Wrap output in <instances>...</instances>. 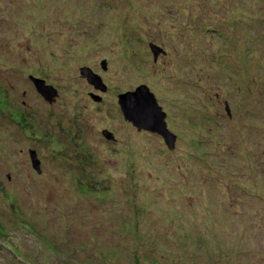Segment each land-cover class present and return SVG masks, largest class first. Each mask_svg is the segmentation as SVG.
I'll return each instance as SVG.
<instances>
[{
	"label": "rangeland",
	"instance_id": "obj_1",
	"mask_svg": "<svg viewBox=\"0 0 264 264\" xmlns=\"http://www.w3.org/2000/svg\"><path fill=\"white\" fill-rule=\"evenodd\" d=\"M0 264H264V0H0Z\"/></svg>",
	"mask_w": 264,
	"mask_h": 264
},
{
	"label": "water",
	"instance_id": "obj_2",
	"mask_svg": "<svg viewBox=\"0 0 264 264\" xmlns=\"http://www.w3.org/2000/svg\"><path fill=\"white\" fill-rule=\"evenodd\" d=\"M151 53H153L154 59L159 53L158 48L150 46ZM80 75L89 85H92L94 89L105 91L103 84L92 70L88 68L80 69ZM28 81L31 82L35 91L41 96V98L49 104L54 102L57 91L51 86L45 83V80H40L35 77H29ZM118 107L122 112L125 122H130L136 131L150 132L158 135L162 138L164 144L168 150H173L174 147V134L170 133L166 129L165 114L162 109L159 108L156 98L150 92L148 87L137 86L134 91L125 92L117 96ZM29 160L32 163V168L35 172L39 173V164L34 151H29Z\"/></svg>",
	"mask_w": 264,
	"mask_h": 264
}]
</instances>
